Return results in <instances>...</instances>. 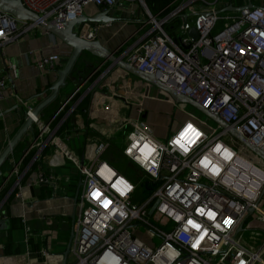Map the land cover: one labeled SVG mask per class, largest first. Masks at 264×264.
Here are the masks:
<instances>
[{"label": "built area", "instance_id": "2783aa9c", "mask_svg": "<svg viewBox=\"0 0 264 264\" xmlns=\"http://www.w3.org/2000/svg\"><path fill=\"white\" fill-rule=\"evenodd\" d=\"M20 1L41 20L57 23L82 18L89 6L105 11L126 7L128 22H139L140 28L123 44V59L217 114L264 151V0H172L167 16L152 12L147 0ZM136 4L138 12L133 8ZM170 24L168 32L165 26ZM82 26L84 36H78L88 41H95L103 27ZM37 28L0 9V50ZM192 30L197 38L190 35ZM29 57L35 58V66L44 73L57 72L61 64V56L41 51L29 52ZM5 88L6 81L1 80L0 91ZM69 104L70 100L62 103L46 123L33 115L35 107L29 104L26 117L38 127L28 149L36 151L34 161L45 147L52 146L76 166L80 175L79 214L71 246L74 264L264 262V231L256 229L251 235L263 239L259 250L257 243L249 240L251 236L244 235L250 216L262 214L264 223L259 203L264 188H260L257 199L245 193L253 174H264V167L244 159L227 144L226 131L210 133L187 121L166 142H159L144 122L125 120L123 127L130 126L131 130L124 156L139 166L147 185H158L146 200L136 203L138 186L101 160L108 144L97 146L93 164H82L56 136L77 109V103ZM149 148L151 155L146 157ZM17 171L16 166L11 176ZM54 182V176L41 174L27 186ZM97 193L102 194L100 199ZM106 202L110 203L105 206ZM249 209H254L252 215ZM228 220L230 224L225 222ZM189 221L200 227L194 228ZM142 230L161 238L162 245L151 246L140 239L137 232Z\"/></svg>", "mask_w": 264, "mask_h": 264}, {"label": "crops", "instance_id": "0c3cea01", "mask_svg": "<svg viewBox=\"0 0 264 264\" xmlns=\"http://www.w3.org/2000/svg\"><path fill=\"white\" fill-rule=\"evenodd\" d=\"M168 6L150 9L167 16L172 11V7ZM133 8L137 12L140 9ZM89 11L92 14L84 13L87 18L105 10L91 7ZM106 12L118 21L102 27L99 41L107 49L115 51L116 56L122 57L123 44L133 38L140 23L128 22L129 9L126 7ZM116 25H119L118 29ZM171 25H166L165 30L169 32ZM78 27L79 30L83 28L82 25ZM39 51L45 55L61 56L58 71L63 69L72 53L70 47L40 28L0 50V81H6L5 90L0 91V155L25 124L27 106L31 104L37 108L57 82L58 71L41 72L35 66V58L29 57V52ZM78 63L66 88L40 113L39 118L46 123L66 100H70V104L77 103L75 113L60 127L56 136L84 163L91 165L95 162L97 146L103 143L109 145L119 134V126L123 128L125 120L144 122L159 142H166L187 121H193L189 112L196 110L190 107L187 115L179 110L181 116L170 127L154 126L148 121L150 113L169 115L177 109L175 102H168L160 89L87 53L82 54ZM32 127L33 131L22 138L0 169V264H63V253L70 242L73 215L75 225L78 219L77 201L82 188L79 172L52 146L45 147L35 162L36 151L28 149L34 143L38 127ZM163 128L170 132H162ZM125 129L129 134L131 127L126 126ZM16 166L18 171L11 176ZM41 174L54 176V184L27 186ZM16 175H22L23 179L19 180ZM77 191L75 203L73 199ZM248 226H253L252 230L264 231V223L259 221L253 220ZM137 235L155 246L151 238H143L148 236L144 230ZM74 262L70 253L68 264Z\"/></svg>", "mask_w": 264, "mask_h": 264}, {"label": "water", "instance_id": "95a60500", "mask_svg": "<svg viewBox=\"0 0 264 264\" xmlns=\"http://www.w3.org/2000/svg\"><path fill=\"white\" fill-rule=\"evenodd\" d=\"M0 9L7 14L12 15L20 21L30 22L38 25L47 34L59 39L65 45L72 49V53L66 61L62 70L58 71L57 82L50 88L49 96L35 108L33 115L39 117L40 113L52 102L56 101L60 91L65 89L67 86V81L71 74L74 72L82 54L87 53L102 62L109 63L111 67H118L127 73L135 76L136 78L142 80L143 82L152 85L164 93H166L176 104H188L192 108L198 110L203 115L208 117L211 121L217 124L222 130L226 131L232 138L236 139L240 144L249 149L252 153L258 156L264 161V151H262L255 144L247 140L242 134L238 132L235 127H229L225 122H223L217 114H212L207 110L203 109L198 103L193 100L182 96L176 90L161 83L153 74H147L138 71L134 66L128 64L123 57L116 56L115 51L109 50L104 47L99 40L88 41L78 36L75 28L83 24H100L102 26H107L109 24L115 23L118 19L109 16V13L104 11L100 12L92 18H87L83 16L77 20L68 23H57L53 21L41 20L36 14L27 10L20 0H0ZM239 11V10H237ZM190 35L197 38V33L192 30ZM33 120L30 117H26L25 124L15 135L13 140L8 144L7 148L0 155V169L2 165L8 160V158L13 153L14 149L21 142L22 138L28 134V132L33 131ZM84 164V161H81ZM1 175V171H0ZM158 181L157 183H159ZM79 189V188H78ZM264 196V191L262 197ZM78 198V191L75 198L73 199L76 203ZM260 203V202H259ZM155 206L152 208L150 214L153 213ZM248 213L252 215L254 209H249ZM6 228V227H5ZM243 227L240 228L242 231ZM75 234V215H73V225L72 232L70 236V242L63 253V264H68L69 256L71 253V245Z\"/></svg>", "mask_w": 264, "mask_h": 264}, {"label": "rangeland", "instance_id": "374dc122", "mask_svg": "<svg viewBox=\"0 0 264 264\" xmlns=\"http://www.w3.org/2000/svg\"><path fill=\"white\" fill-rule=\"evenodd\" d=\"M125 6H129V2L124 1ZM93 6H89L85 9V14H92L90 8ZM135 7L139 8L138 5L136 4ZM116 29L119 28V25L115 26ZM113 27V28H115ZM77 34H79L81 37L84 36V28L80 31L79 27L75 28ZM112 32V30H111ZM114 32V30H113ZM112 35V34H111ZM100 35L97 36L95 40H99ZM81 59V58H80ZM79 65V63H78ZM77 65V66H78ZM77 68V67H76ZM74 73V72H73ZM72 75V74H71ZM163 92V91H162ZM164 93V92H163ZM164 98L168 100V102H172L173 100L166 94L164 93ZM174 103V101H173ZM176 104V103H175ZM177 109L174 112H171L169 115L166 113H156V114H149L148 121L152 123L154 126L157 124L159 126H168L170 127L173 122H176L179 117L181 116L179 114V110L186 113H188L189 108L191 107L188 104H176ZM196 110V109H195ZM192 113V114H191ZM189 115H191L192 120L203 130L214 133V132H219L222 130L217 124H215L213 121H211L208 117L203 115L201 112L198 110L189 112ZM190 117V116H189ZM119 134L116 136V138L112 141H110L108 149L105 153L104 156H102L101 160L107 159V161L113 165L118 171H120L125 177L128 179L135 181L138 185V191L136 194V203H142L144 200H146L152 193V189L158 188V185H151L150 188L145 187L144 183L147 182L146 176L143 174L139 166L132 162L130 159L125 157L123 155V150L127 146V130L125 127H120L119 126ZM162 132L169 133V129H162ZM225 140L227 144L233 146L236 150H238L241 154V157L244 159L254 163V164H259V166L262 168L264 167V161L260 159L258 156H256L254 153H252L249 149L244 147L242 144H240L236 139L232 138L230 135L225 136ZM106 161V160H105ZM75 173H76V169ZM260 207L262 211L264 212V196L261 197L260 199ZM253 220L255 221H262V214H256L250 216L247 220L246 223L244 224V235L247 236L248 238L252 235V227L248 226ZM262 223V222H261ZM264 227V226H263ZM144 239L149 240L150 238L153 240V243L155 244L156 247H159L162 245L163 240L159 237H154L153 235L143 236ZM151 240V241H152ZM250 241H255L257 243V248L261 247V241L263 239H256L254 236H251L249 238ZM263 258H264V251H263Z\"/></svg>", "mask_w": 264, "mask_h": 264}, {"label": "bare ground", "instance_id": "6f19581e", "mask_svg": "<svg viewBox=\"0 0 264 264\" xmlns=\"http://www.w3.org/2000/svg\"><path fill=\"white\" fill-rule=\"evenodd\" d=\"M141 152H144L143 150ZM151 155V149L149 148V151L146 153V157H149ZM254 179L250 180L247 184L248 188L245 190L246 195L251 199H257L258 192L260 188H264V174H253Z\"/></svg>", "mask_w": 264, "mask_h": 264}, {"label": "trees", "instance_id": "16d2710c", "mask_svg": "<svg viewBox=\"0 0 264 264\" xmlns=\"http://www.w3.org/2000/svg\"><path fill=\"white\" fill-rule=\"evenodd\" d=\"M172 0H147L148 6L152 9H157L158 7H163L169 4ZM76 68V67H75ZM145 187L150 188V185L144 183Z\"/></svg>", "mask_w": 264, "mask_h": 264}, {"label": "snow or ice", "instance_id": "6c2138e0", "mask_svg": "<svg viewBox=\"0 0 264 264\" xmlns=\"http://www.w3.org/2000/svg\"><path fill=\"white\" fill-rule=\"evenodd\" d=\"M190 129H191V125H189L188 126ZM193 131H194V129H193ZM197 135H199V133H197ZM96 195V198L97 199H100L101 197H102V194H99V193H97V194H95ZM107 203H110V202H106V204H105V206H107ZM226 223H231V221L230 220H228V221H225ZM189 223L190 224H192V226L194 227V228H199L200 226L199 225H197V224H195V223H193L192 221H189ZM217 227H219V225H217Z\"/></svg>", "mask_w": 264, "mask_h": 264}, {"label": "clouds", "instance_id": "9594fccd", "mask_svg": "<svg viewBox=\"0 0 264 264\" xmlns=\"http://www.w3.org/2000/svg\"><path fill=\"white\" fill-rule=\"evenodd\" d=\"M84 25V24H83ZM41 29V28H40Z\"/></svg>", "mask_w": 264, "mask_h": 264}]
</instances>
